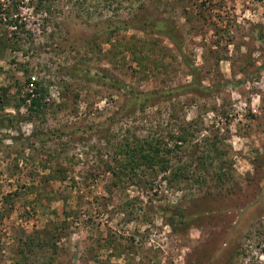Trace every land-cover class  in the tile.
Wrapping results in <instances>:
<instances>
[{"label":"rangeland","instance_id":"obj_1","mask_svg":"<svg viewBox=\"0 0 264 264\" xmlns=\"http://www.w3.org/2000/svg\"><path fill=\"white\" fill-rule=\"evenodd\" d=\"M37 6L0 0V264H264V0Z\"/></svg>","mask_w":264,"mask_h":264},{"label":"trees","instance_id":"obj_2","mask_svg":"<svg viewBox=\"0 0 264 264\" xmlns=\"http://www.w3.org/2000/svg\"><path fill=\"white\" fill-rule=\"evenodd\" d=\"M50 1L52 0H37L38 6L37 8H40L41 10H49L50 9ZM46 3V4H44ZM45 5V6H44ZM129 23L127 22H113L110 26V28L114 29V27L121 28L123 26H127ZM8 25L19 29L23 26L18 23L17 20H11L8 22ZM167 34V33H166ZM180 46V45H179ZM10 48H12L14 51L18 50L14 45L10 44ZM195 75V71L193 68V72ZM32 82L31 79H29L28 83ZM37 86H40L39 82L36 83ZM195 84L192 83L191 85L186 86V88L193 87ZM175 91V90H174ZM176 92V91H175ZM34 97L32 98V95L28 94L27 98L31 99L30 104V111H35L37 114L39 113H45L47 108V103L45 102V98L48 95V90L44 87H36L33 91ZM174 93V92H172ZM175 139L174 136H171V140ZM177 139V144H174V147L177 149H180L178 143H185L186 136L185 132L180 134ZM169 144L165 143L161 138L158 139H149V140H142L141 142H136L135 144L131 145L129 142H126V144H123L120 147L119 153L123 156L124 162L122 163V166L129 171V174L132 176L137 175L138 171L141 169V171H152L154 172V169H157L159 167L161 172L167 173L170 169V161L166 157L167 154H171L173 152L172 149L168 148ZM116 173V172H114ZM177 177V174H175ZM167 181L169 179L166 178ZM180 221L184 219L183 216L179 217ZM179 221V220H178ZM53 247H56V244L54 245H48L47 248L49 251L53 252ZM36 249V246L34 244H31L29 246L28 251H32ZM36 255V254H32ZM23 254L22 259L17 261L16 264H35L33 263L34 256ZM40 264H47L44 261H39Z\"/></svg>","mask_w":264,"mask_h":264}]
</instances>
